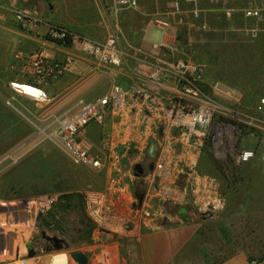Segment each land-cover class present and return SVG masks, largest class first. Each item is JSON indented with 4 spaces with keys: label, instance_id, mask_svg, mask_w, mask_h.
I'll return each instance as SVG.
<instances>
[{
    "label": "built area",
    "instance_id": "1",
    "mask_svg": "<svg viewBox=\"0 0 264 264\" xmlns=\"http://www.w3.org/2000/svg\"><path fill=\"white\" fill-rule=\"evenodd\" d=\"M6 1L22 30L46 25L45 40L63 52H16L10 63L14 94L49 101L47 87L70 71L79 55L92 69H123L128 58L134 60L138 79L116 81L95 99L80 98L57 118L52 133L73 163L103 173L102 186L81 191L84 212L93 224L86 254L94 264H117L129 238L186 222L202 224L225 211L221 172L214 162L218 174L201 165L209 145L214 161L223 165L226 183L242 181L244 164H264V96L255 105L257 115L251 114L240 90L209 79L203 64L183 55L185 48L196 51L219 41L257 49L264 39V0H154L159 8L153 22L161 35L151 50L132 45L122 26L128 12L140 11V0H97L108 21L104 37L44 17L31 0ZM181 32L186 43L178 37ZM18 83L43 95L21 91ZM93 124L101 130L97 144L86 135ZM250 139L256 145L246 144ZM61 200L60 192L0 197V264L35 258L30 251H36V238L43 232L53 235L48 230L54 225L47 219Z\"/></svg>",
    "mask_w": 264,
    "mask_h": 264
},
{
    "label": "rangeland",
    "instance_id": "2",
    "mask_svg": "<svg viewBox=\"0 0 264 264\" xmlns=\"http://www.w3.org/2000/svg\"><path fill=\"white\" fill-rule=\"evenodd\" d=\"M94 2V0H31L30 4L44 17L54 16L61 22L79 26L97 20ZM6 15L12 16V23L9 24H12L13 30L21 29L15 22L12 12L9 11V14ZM11 34L14 35L9 29L0 31V159L5 154H10V151L14 152L16 146L20 145L21 147L18 149L17 157L14 154V157L13 155L11 157L10 154L8 159L1 164L0 197L27 199L36 194L47 192L76 195L71 202L63 198L47 219L49 224L54 225L53 229H49L48 232L65 239L67 246L61 250L47 251L50 245L43 236H38L35 242L36 255L35 258L32 257L34 260L31 263H28L31 260L29 259L16 264H33V262L42 264L46 258L51 256L57 258L56 264H78L71 253L74 251L87 253L86 247L93 228L92 222L84 212L81 191L89 186H98V179L102 176L94 169L73 163L57 145L52 133L58 126V117L55 115L47 117L50 112L46 105L52 101V97L48 103L19 97L29 119L8 107L7 101L13 99L14 96L10 80L15 74L10 66L12 55L15 52L12 51L11 46H8L12 39ZM182 34L183 32L179 33L178 37L183 43H186ZM182 42L181 44H183ZM184 52L183 55L191 56L205 66L209 79L221 80L236 90L242 91L245 109L251 114L257 115L255 105L259 98L264 96L263 38L257 45V49L250 48L244 43L219 41L206 43L196 51H189L185 48ZM92 71L94 70H83L80 76H87ZM89 79L78 87L67 90L60 97L56 103L57 113H63L80 98L95 99L105 93L104 90L108 84L107 78L99 76ZM16 105L18 106L17 102ZM261 118L264 120V115ZM92 138L96 140V135L92 134ZM255 142V139H250L246 144L254 145ZM238 146H240L239 143H236V147ZM213 162L214 153L212 146L209 145L201 162L203 170L217 173ZM247 165H243L241 169L242 181L237 185L226 183L225 176L220 171L223 180L222 188L227 197L226 209L217 217L207 218L199 226L203 241L214 242L215 246L224 253L231 245L240 244L245 236L254 235L257 232L256 228L259 227L261 230L264 228V215H258L257 220L254 216L249 215L251 222H257V225H249L245 229L243 224L239 227L238 223L231 222L230 226L219 225V229L214 230L213 223L217 222L216 225H218L219 221L225 217L240 215L244 211L250 213L253 208L264 206V195L262 199L257 191L252 168L249 169L247 177L251 182L243 180L245 178L244 170L248 171ZM258 166L260 167V165ZM79 195L82 198L80 203L78 202ZM68 203L70 206H65ZM213 232H215V237L212 236ZM122 247L121 253H123ZM207 256L209 255L207 254ZM88 261L89 264H94L90 258ZM117 264H129L128 259L124 257Z\"/></svg>",
    "mask_w": 264,
    "mask_h": 264
},
{
    "label": "crops",
    "instance_id": "3",
    "mask_svg": "<svg viewBox=\"0 0 264 264\" xmlns=\"http://www.w3.org/2000/svg\"><path fill=\"white\" fill-rule=\"evenodd\" d=\"M94 1L97 20L86 24L87 26L79 25L78 27L91 36L104 37L108 31V27L106 26V23L108 22L106 21L107 16L99 2L97 0ZM140 3V11L128 12L122 22V26L132 45L142 47L146 50H151L154 44L160 40L161 35L160 31L154 26L153 22V14L159 7L154 0H140ZM162 9L163 8H161V10ZM9 11L10 8L7 1H0V31L3 29H9L11 33H14L13 36L11 34L12 39L8 43V46L12 47V51H15L12 55V59L16 52L31 53L38 48H43L45 54L49 56L63 55V52L59 50L58 47L45 40V32L47 30L46 25H42L36 31L32 32L24 31L22 28L19 30H13L12 24H9L12 16L8 17V15H6L9 14ZM50 19L61 22L54 16ZM175 30L176 29L173 27L169 29L172 33H174ZM126 63V68L123 69L107 65L92 69L86 58L83 55H79L75 66L70 71L66 72L58 81L47 87V94L50 99L49 101H40L42 103H48L52 97V101L46 105L48 111L50 112L47 117L49 118L54 115L55 117H59L70 111V109H73L76 106L77 101L65 109L63 113L59 114L56 111V103H58L60 97L63 96L67 90L78 87V85L90 80L89 78H97L99 76L107 78L108 84L104 90V94L111 90L116 81H131L132 79H138L139 76L133 69L134 60L130 57L126 60ZM83 70L94 71L89 73L87 76L81 77L80 74ZM19 97L22 96L14 94L13 99H11L10 104H8V107L11 110L16 111V113L21 116L29 119L28 114L24 112L22 107L23 105ZM16 102L18 106L16 105ZM91 129L92 134L96 135V140L92 138ZM100 132L101 130L99 127L93 124L87 128L86 135L97 144L100 140ZM19 147L21 146H16L13 150L14 152L10 151L11 157L13 154L15 157L18 156ZM10 154H5V156L3 154L4 157L0 159V167L1 164L8 159ZM256 162L258 163L259 161L253 160L246 163V165L248 164V171L247 169L244 170L245 178L243 180L248 183L251 182L247 177L249 176V169L251 170L252 168L254 170L253 177L255 178L256 188H258L257 191L263 199L264 164H261L260 162V164H257ZM257 165H260V167H257ZM99 174L102 178L98 179V186H102L104 184L103 173ZM249 215L254 216L257 220L258 215H264V206L260 205L253 208L250 213L244 211L240 215L225 217L219 221L218 225H216L217 222L213 223L215 226L214 230H218L219 225L230 226L229 223L231 222H234L235 224L238 223L239 227L243 224L245 229H247L249 225H257V222H251V217ZM201 225L202 224L186 222L173 228L142 233L139 237L129 238L125 241V244L122 245V257H126L129 264H264V228L263 230L259 227L256 228L257 232L254 233V235H250L249 237L245 236L240 244L231 245L232 247H228V250L224 253L219 247L215 246L214 242L209 243L203 241L204 238L200 232L201 227H199ZM212 236H216L215 232L212 233ZM207 254L209 256H207ZM253 261L257 262L254 263Z\"/></svg>",
    "mask_w": 264,
    "mask_h": 264
},
{
    "label": "water",
    "instance_id": "4",
    "mask_svg": "<svg viewBox=\"0 0 264 264\" xmlns=\"http://www.w3.org/2000/svg\"><path fill=\"white\" fill-rule=\"evenodd\" d=\"M137 168L141 170L140 165H137ZM42 236L44 239L51 242L52 244L47 248V251L61 250L64 248V246H67L66 240L57 235H48L45 232H43ZM29 255L30 257H34L36 255V251L32 249ZM71 256L78 262V264H89V261H88L89 258L85 252L74 251L71 253Z\"/></svg>",
    "mask_w": 264,
    "mask_h": 264
},
{
    "label": "bare ground",
    "instance_id": "5",
    "mask_svg": "<svg viewBox=\"0 0 264 264\" xmlns=\"http://www.w3.org/2000/svg\"><path fill=\"white\" fill-rule=\"evenodd\" d=\"M17 88L19 90L25 91L26 93H29L33 96L39 97V96L43 95V93L40 90H38V89H36L30 85H27V84L18 83ZM32 260H34V259L29 260L28 263H31ZM38 261H41V260H38ZM57 262H58L57 258L55 256H51V257L46 258L42 264H56ZM33 264H40V263L39 262L38 263L33 262Z\"/></svg>",
    "mask_w": 264,
    "mask_h": 264
},
{
    "label": "trees",
    "instance_id": "6",
    "mask_svg": "<svg viewBox=\"0 0 264 264\" xmlns=\"http://www.w3.org/2000/svg\"><path fill=\"white\" fill-rule=\"evenodd\" d=\"M214 164H215V166H216V168L219 170V171H221L222 173H224V168H223V165L221 164V163H219L218 161H214ZM75 196L76 195H69V194H64L63 195V198H65V199H67L68 201H72V199L73 198H75ZM81 197H80V195H79V197H78V202L80 203L81 202ZM74 200V199H73ZM65 206H70V204L68 203V204H66ZM180 212L182 213V214H186V212H185V209H180Z\"/></svg>",
    "mask_w": 264,
    "mask_h": 264
}]
</instances>
